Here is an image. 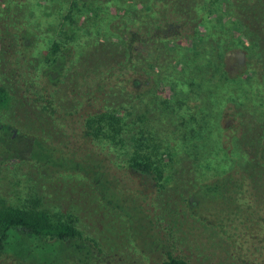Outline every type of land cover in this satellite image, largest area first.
I'll use <instances>...</instances> for the list:
<instances>
[{"label": "rangeland", "instance_id": "374dc122", "mask_svg": "<svg viewBox=\"0 0 264 264\" xmlns=\"http://www.w3.org/2000/svg\"><path fill=\"white\" fill-rule=\"evenodd\" d=\"M244 1L0 0V86L13 99L0 113L11 134L0 136L17 135L12 146L23 154L3 157L0 144V200L61 212L81 232L78 245L51 254L14 239L0 264H164L169 255L188 264H264L258 210L246 211L238 195L201 193L247 163L242 137L264 133V58L257 30L241 18ZM249 1L264 18V0ZM11 23L16 54L9 57L3 25ZM26 27L33 34L24 45ZM153 37L161 41L145 48L154 55L132 59L126 38ZM54 43L72 48L75 67L84 64L78 75L67 73L81 75L75 101L70 83L52 89L42 76ZM100 111L123 117L125 145L91 141L74 154L105 168L103 190L94 175L41 166L18 136L33 118L54 159L62 148L70 157L75 142L61 132H82ZM141 131L169 179L163 188L164 179L157 184L129 167L130 138Z\"/></svg>", "mask_w": 264, "mask_h": 264}, {"label": "trees", "instance_id": "16d2710c", "mask_svg": "<svg viewBox=\"0 0 264 264\" xmlns=\"http://www.w3.org/2000/svg\"><path fill=\"white\" fill-rule=\"evenodd\" d=\"M247 2L244 1L245 7L240 13L241 18L246 26L253 27L257 30V41H260L261 56L264 58V32L260 31V24L264 21L263 14L261 13L262 7L249 0H247ZM8 10V14H10L12 8H8ZM3 26V34L7 36V39H3L4 49L6 55L10 57L13 52L16 54L15 39L10 34L11 30H15V27L13 23ZM23 32L26 35V37H24V45H27V41L31 38L33 31L26 27ZM157 38L159 37H153L149 41L145 38H140L139 40L126 38L129 54L132 59H136V55L141 56L145 52H147V55H154V53L148 52L149 50L147 47L146 49L145 46L153 45L150 41H161V38ZM45 56L48 65L43 70L42 76L46 81V85L48 84L52 89H59L61 86L70 87L71 85L74 94V98L72 97L71 100L75 101L79 96L78 89L74 88L78 86L81 75L70 79L67 77V73L73 68L72 75H78L83 70L84 64L81 65V68H78L79 65L75 67L72 48H62L59 43H54L51 50L46 53ZM106 58L107 57H103L104 60ZM90 62L91 64L97 65L101 63L100 60H95L93 62L90 60ZM89 67H92V65H89ZM83 78L86 79L85 76H83L82 79ZM12 100L10 91L4 86H0V113L9 108L12 104ZM36 122L37 120L33 118L29 119V126L27 124L28 129L26 130L27 134L19 133L18 135L21 142L25 140L26 143H29L28 145H31L30 158L36 160L41 166L48 168L52 167L54 170L64 168L66 171L72 173H85V175L88 176L94 175L101 190H103L101 186H105V176L108 173L105 168L99 165L95 158L85 153H82L84 156L74 153H80V143L84 144L83 148H89V144L92 143L91 141L107 140L115 146L125 145V140L123 138V117L116 111H100L86 119L82 132L73 130L71 132L68 129L65 131L56 129L55 132H57V134L59 131H62L61 138L66 137V140L75 142L72 149L73 151H71L73 153L70 157L66 151L63 154L64 148L61 147L62 153L57 160L53 157L55 149H48L47 144L44 142V138L41 139L36 136V134L40 132L39 129H34V127L37 126ZM56 126L58 127V125ZM0 133L11 134L9 127L6 125H0ZM143 133L144 132L141 131L140 138L135 135L130 138L134 152L130 159L129 167L135 173L146 177H152L157 184H160V180L164 179V183L161 184L163 188L169 179L164 178L162 170L155 162L157 154L153 151L147 152L151 149L150 140ZM20 134L22 136H20ZM29 134L32 135V138H29ZM8 139L7 141L3 136H0V144L2 143L3 146L2 156L6 158L22 156V149L12 146V140L15 139L14 141H17V135L16 137L13 136V138L9 137ZM60 142L62 143L63 139H60ZM241 143L245 148L243 149L249 155V159L246 161L247 163L241 166V168L233 169L223 178L211 184L204 185L201 189V193H227L230 194L229 196L238 195L240 196L238 202L247 204L245 208L246 211L251 212L252 210H258V220L264 221V133H259L258 135L253 134L252 138L251 136L242 137ZM64 150H66V148ZM168 153L169 152H166L165 154L171 158ZM91 166H93L92 169ZM70 221L71 220L61 212L54 213L36 207H17L9 205L2 199L0 200V255L11 247L14 239L17 241L23 237H27L34 242L35 249L33 250L39 255L45 254V252H48V254L57 252L59 248H62L65 244L76 246L81 238V232L73 222ZM245 221L249 222L250 220L247 218ZM246 222H242L241 225H246ZM249 223H251V221ZM43 251L44 253H42ZM164 264L188 263L182 259L169 255Z\"/></svg>", "mask_w": 264, "mask_h": 264}]
</instances>
